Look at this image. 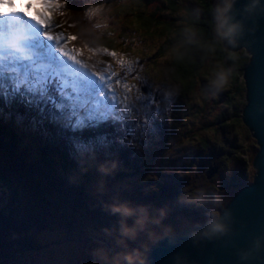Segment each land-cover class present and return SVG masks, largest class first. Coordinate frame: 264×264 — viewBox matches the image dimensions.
I'll use <instances>...</instances> for the list:
<instances>
[{
  "label": "rangeland",
  "instance_id": "obj_1",
  "mask_svg": "<svg viewBox=\"0 0 264 264\" xmlns=\"http://www.w3.org/2000/svg\"><path fill=\"white\" fill-rule=\"evenodd\" d=\"M89 1L91 8L84 19L90 20L92 30L105 32L109 36L113 31L117 33L116 36H111L117 43V47L112 51L117 54L116 58L110 57V63L93 58L106 54V48L78 42V38L70 41L69 46L81 50V60L90 65L92 71H104L106 66L108 72L116 73L110 81L116 97L115 114L119 115L120 105L126 103L129 107L125 111L131 112V115H126L123 120L116 122L109 119L95 128L85 127L76 133L70 132L71 136L95 143V131L100 127L109 131L108 135L111 137H105L103 145L96 146L92 153H75L78 162L76 182L101 195H118L125 191L134 194L155 188L161 182L173 183L177 188L171 191L180 196L177 207L171 209L175 214L169 211L168 206L171 204L164 207L159 205L169 201L166 197L161 202L154 200L148 205L153 209L163 208L167 213L164 223L170 225L172 230L168 234L158 230L159 238L204 223L205 212L212 205L209 203L205 207H196L185 204L183 198L203 192L207 201H210L213 195H218L226 205L238 191L253 182V160L257 154L255 140L248 134L250 132L244 124L245 128L239 126L238 139L235 140L237 144L234 143L231 147V142L223 143V157H227V162H223V170L207 179L206 172L218 159L211 161V154L199 151L198 147L201 142L207 145L217 144L218 135L215 130L220 129L219 114L227 108L229 85L227 83L215 94L208 88L207 77L217 66L216 61L212 60L206 73H202L203 80L197 83L189 103L185 107H179L175 101L178 96L177 85L170 77L169 62L173 57V49L166 45L173 35L162 33V28H159L156 34L150 36L135 23V14L140 10L154 14L164 23L184 24L182 19L189 18L188 9L198 8L196 0H173L175 11L169 8L167 0H154L147 8L141 7L139 2L133 0ZM58 3L60 7L53 10V20L63 26L60 31L72 35L69 29H73L74 25L67 24V20L72 17L71 4L67 0H58ZM121 56L132 61L130 74H125V66L117 64L116 60ZM117 80L121 83L117 84ZM125 83L129 85L128 92L122 87ZM173 86L176 89L174 92L171 91ZM149 100L153 103L147 108L149 118L145 121L146 109L143 106L148 105ZM239 101L243 111L245 99L239 98ZM80 115L83 116L84 113L81 112ZM1 120L4 121L2 123L10 125L23 122L21 116L15 114L13 117L12 113L9 115L4 109L0 112ZM10 127L17 129L14 125ZM173 127L176 130L175 140L170 136ZM121 132H124L126 137L117 136L122 135ZM232 134L234 136V133ZM228 137L230 138V135ZM221 147L217 145V149ZM195 155L201 162L197 172V184L202 185L198 189H203L196 193L191 189V181L185 180ZM100 165L107 166L109 174L102 176L98 171ZM122 200L127 201L129 198ZM107 204L96 201L90 208H71L67 211L65 219L53 221L48 229L32 230L30 234L41 248L23 252L24 255L16 254L7 264H103L99 255L94 253L103 250L111 258L115 253L123 251L124 245L128 249L136 248L144 254L143 243L151 241L147 237L135 241L121 238L118 217L107 212ZM121 239L123 245L120 243Z\"/></svg>",
  "mask_w": 264,
  "mask_h": 264
},
{
  "label": "trees",
  "instance_id": "obj_2",
  "mask_svg": "<svg viewBox=\"0 0 264 264\" xmlns=\"http://www.w3.org/2000/svg\"><path fill=\"white\" fill-rule=\"evenodd\" d=\"M67 1L71 4L72 17L70 20L63 19L67 20L68 25H74L73 29H68L78 38V42L98 45L112 52L117 47V43L111 36H116L117 33L113 31V35L109 36L105 32L92 30L90 20L84 19L91 8L90 1ZM133 1L147 8L154 0ZM167 2L169 8L175 11V2L173 0ZM217 2L218 0H196L198 8L188 9L189 18L182 19L184 24L164 23L154 14L140 10L135 14V23L150 36L156 34L159 28H162L160 30L162 33L173 35L166 45L173 49V57L169 62L170 77L177 85L179 107H185L189 103L197 83L203 80L202 73H206L210 61L215 60L217 65L230 69L227 82L230 88L227 95L228 104L218 117V123H221L220 129L215 130L218 142L214 145L201 142L198 147L199 151L211 154V161L218 159L215 164L221 173L223 162H227V157H223L225 155L223 143L229 141L231 147L234 143L236 145L238 127H244L241 119V101L238 102V99H245L243 73L249 57L244 51L231 53L223 46L214 43V9ZM93 58L110 63V57L106 54ZM13 107L12 110L6 111L9 115L12 113L13 117L15 114L21 116L23 122L10 125V123H2L3 120L0 121V264L9 263L16 254L24 255L23 252L40 249L41 246L30 232L48 229L53 221L65 219L67 211L71 208L72 210L84 206L90 208L96 201L109 204L114 196H118L121 200L129 198L127 201L134 205L146 206L154 200L161 202L166 197L169 201L161 202L160 206L171 204L168 206L170 212L177 207L180 196L175 195V191H171L176 190L177 185L169 182H161L155 188L134 194L125 191L118 195H101L89 191L76 182L78 162L68 142L71 133L60 126L61 121H51L48 118L47 106L43 116L35 108L19 103ZM13 125L17 129L10 127ZM175 132L173 127L170 136L174 140L177 138ZM96 134L97 137H110L101 128L96 130ZM254 142L258 151L256 141ZM218 144L222 146L220 149H217ZM200 167V158L195 155L188 168L189 172L186 176L188 178H185L187 182L191 181V189H194V193L203 191L198 189L202 184H197V172ZM85 175L87 176V173ZM172 213L175 214V211ZM143 244L148 249L153 242ZM146 253L147 251H144V259Z\"/></svg>",
  "mask_w": 264,
  "mask_h": 264
},
{
  "label": "snow or ice",
  "instance_id": "obj_3",
  "mask_svg": "<svg viewBox=\"0 0 264 264\" xmlns=\"http://www.w3.org/2000/svg\"><path fill=\"white\" fill-rule=\"evenodd\" d=\"M58 7V0H0V101L6 104L15 101L35 108L41 116L47 106L48 118L61 121L60 126L71 133L85 127L95 128L109 119L123 120L131 112H126L129 106L122 103L119 115L115 114L116 97L110 81L116 73L108 72L106 66L104 71H92L90 65L81 60V50L69 46L77 37L60 31L63 26L53 20V10ZM261 49L264 52V37ZM104 52L116 58L115 52L107 49ZM116 62L125 66V74L131 73V60L121 56ZM260 75L264 82V61ZM248 80L253 83L251 73ZM120 83L117 80V84ZM122 87L125 92L130 90L126 83ZM151 103L153 101L149 100L148 105L143 106L145 121L149 118L147 108ZM244 123L264 147V113L258 114L254 106H249ZM104 139L97 137L94 143L69 136L68 142L74 153L85 154L103 145ZM256 168L260 193L264 197V153L259 156ZM253 194L254 190L242 192L241 202Z\"/></svg>",
  "mask_w": 264,
  "mask_h": 264
},
{
  "label": "water",
  "instance_id": "obj_4",
  "mask_svg": "<svg viewBox=\"0 0 264 264\" xmlns=\"http://www.w3.org/2000/svg\"><path fill=\"white\" fill-rule=\"evenodd\" d=\"M247 2L248 0H235L233 7L237 11L242 10ZM262 37H264V14H257L247 21V30L239 45L226 50L231 53L244 51L249 57L243 73L245 106L241 119L258 147L253 160L255 169L253 182L238 191L225 205L230 214L231 233L220 239L193 243L190 233L199 231V226L204 224L202 223L182 232L160 237L148 247L145 264H175L177 257L183 261V264H240L236 255L238 250L249 249L256 238H261V244L264 246V197L260 193L256 168L259 156L264 153V147L244 123L245 113L249 106H254L258 114L264 113V82L260 75L261 64L264 61V52L261 49ZM250 73L253 75L252 84L248 80ZM218 172L219 167L214 163L206 172L207 179H211ZM248 190H254L253 196L241 202V193ZM250 264H264V247L254 254Z\"/></svg>",
  "mask_w": 264,
  "mask_h": 264
},
{
  "label": "clouds",
  "instance_id": "obj_5",
  "mask_svg": "<svg viewBox=\"0 0 264 264\" xmlns=\"http://www.w3.org/2000/svg\"><path fill=\"white\" fill-rule=\"evenodd\" d=\"M234 3L235 0H218L214 9V43L223 46L225 50L236 48L239 45L247 30L248 20L257 14H264V2L262 0H248L242 10L239 11L234 9ZM229 74L230 69L222 65H217L210 72L207 77V85L213 94L226 86ZM175 90L173 86L171 91L174 92ZM112 167L114 168V165ZM98 171L102 176L109 174V168L105 165H100ZM183 202L196 207H205L209 203L212 205L205 212L206 220L202 226H199V231L190 233V239L193 243L201 240L220 239L231 233L230 214L220 196L213 195L211 200L207 201L203 192H200L184 197ZM107 210L110 214L118 217V231L121 238L135 241L138 238L147 237L149 241L154 243L159 238L158 230L165 234L172 230L170 225L164 223L167 213L163 208L153 209L146 205H134L114 196L107 205ZM261 240V238H256L252 241L249 249L237 251L236 255L240 264H250L254 254L264 247ZM120 243L123 245V239ZM142 247L146 252L147 246L142 245ZM94 255H99L103 264H145L144 254L136 248L128 249L126 245H124L123 251L115 253L111 258L103 250L94 253ZM175 264H183V261L177 257Z\"/></svg>",
  "mask_w": 264,
  "mask_h": 264
},
{
  "label": "bare ground",
  "instance_id": "obj_6",
  "mask_svg": "<svg viewBox=\"0 0 264 264\" xmlns=\"http://www.w3.org/2000/svg\"><path fill=\"white\" fill-rule=\"evenodd\" d=\"M20 5H19V3H17V7H19Z\"/></svg>",
  "mask_w": 264,
  "mask_h": 264
}]
</instances>
